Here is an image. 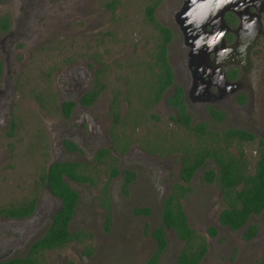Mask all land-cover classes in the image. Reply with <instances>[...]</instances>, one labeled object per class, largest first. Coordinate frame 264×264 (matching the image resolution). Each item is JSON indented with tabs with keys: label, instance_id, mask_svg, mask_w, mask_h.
<instances>
[{
	"label": "rangeland",
	"instance_id": "rangeland-1",
	"mask_svg": "<svg viewBox=\"0 0 264 264\" xmlns=\"http://www.w3.org/2000/svg\"><path fill=\"white\" fill-rule=\"evenodd\" d=\"M146 1L0 0V16L7 15L11 22L9 32L0 36V63L6 72L0 79V208L33 197L29 193L37 174L55 158H60V141L65 137L61 129L73 127L70 120L61 118L58 108L60 97L64 96L61 92L68 82L74 84L73 79L77 81V89L86 87L91 76L88 67L91 57L104 54L108 56L103 58L106 62L117 54H124L127 61H133L148 53L154 33L144 23ZM162 15L161 12L157 15L159 22ZM252 57L254 64H259L258 56L253 54ZM253 68L256 72V67ZM112 83H108L110 90L115 87ZM105 100L103 97L99 103ZM83 123L85 136L78 139L82 155L79 160L80 164L90 167L86 161L91 157L88 155L91 145L85 141H92L93 136L109 128V123L102 122L100 115L98 119L91 115ZM74 127L79 131L76 123ZM153 127L154 133H161L160 126ZM225 127L220 126L219 130ZM151 128L131 132L133 142L127 149L129 164L126 166H131L141 176L125 194L119 179L110 184V222H104L105 213L98 200L104 192L108 172L99 167L95 186L75 187L80 202L71 231L82 230L91 236L47 252L45 264H144L152 257L156 248L152 232L161 223V206L170 186L176 182L180 165L178 157H156L146 152L143 145H147V139L143 137L152 133ZM257 130L264 138V125ZM174 140V147L183 150L191 143V137L178 140L174 136ZM209 140L212 139L206 136L199 138L198 144L205 145ZM128 143L127 139L120 147ZM150 146L167 151L165 145L152 143ZM242 151L252 171L255 144L244 145ZM145 165L151 167L146 169ZM198 178L192 182V193L182 205L190 228L203 237L208 246L200 264H264V211L249 219L247 225H255L257 233L246 241L242 231L231 232L219 226L217 216L224 207L220 192L205 186ZM41 194L43 191L38 190L37 196ZM55 207L51 199H42L40 212L46 217L41 223L38 215L33 221L0 218V260L23 253L28 244L42 234L49 219L47 215ZM144 208L151 211L148 217L136 213ZM40 226V232H33ZM211 227L217 230L215 237L208 233ZM165 237L168 246L158 264H175L183 243L171 230L165 231ZM12 244L15 248L12 254L2 252Z\"/></svg>",
	"mask_w": 264,
	"mask_h": 264
},
{
	"label": "flooded vegetation",
	"instance_id": "flooded-vegetation-1",
	"mask_svg": "<svg viewBox=\"0 0 264 264\" xmlns=\"http://www.w3.org/2000/svg\"><path fill=\"white\" fill-rule=\"evenodd\" d=\"M226 2L237 5L238 14L233 11H226L223 14L224 26L221 25L219 28H213L214 16L210 11L205 12L203 5L185 13V18L194 27L191 38L185 39L181 30L184 19L179 15L183 7H187L186 0H147L143 10L144 23L154 33L150 40L148 53L139 56L138 59L135 58L133 61H127V56L124 54H117L106 62L103 61V58L107 59L108 56L104 54L100 57L93 55L88 65L91 68V76L88 77L86 87L77 89L79 86L74 79L72 81L74 84L68 82L65 90L61 92L64 96L60 97L58 108L61 118L65 121L70 120L73 127L61 129L65 137L60 141V158H55L46 169L44 168L45 170L42 168L37 174V181L29 193L33 197L20 199L0 208L19 210V208L25 209L34 203L32 214L22 219H12L0 214V218L8 221H33L38 215L41 217L38 219L41 223L46 217L40 212L42 199L46 197L51 199L56 207L48 213L49 219L42 234L30 243L28 242L29 244L23 253L2 258L0 264L25 258L33 243L45 235L52 224L53 217L62 207L61 199L56 197L51 192L48 183L42 180L43 174L48 172L53 163L77 165L75 169L77 176L85 180L76 181L69 175H62V180L77 195L74 215L68 225V231L77 240L66 243L64 247L74 242L89 239L91 236L86 231H71V225L80 202V195L75 187L81 185L95 186L100 175L97 171L99 167H104L108 172L106 181L103 183L104 192L101 193L98 200L105 213L104 222L109 223L111 220V204L108 198L110 184L113 180L119 179L121 189L125 194L127 188L136 181L138 182L141 176L140 172L132 170L131 166H126L129 164L126 157L127 149L133 142L131 132L141 131L142 128H151L156 125L162 128V130L160 129L161 133H154V127L151 128L152 133L143 137L145 141L147 139V145H143L142 140L141 144L147 149L146 152L149 155L178 157L180 165L176 182L170 186L169 192L163 200L161 212L166 199L172 194L175 186L190 190L188 196L192 193V182L199 177L198 179L205 186L219 190L221 203L224 207L217 216L218 224L220 227L230 230V228L222 226L219 221V215L226 205L223 199L224 192L219 183L222 177V168L218 166L216 161L213 159L205 160L193 172L187 182L181 176L182 169L191 167L196 162V157L204 154L205 150H211L217 153L219 157L231 155L235 158H240L239 152H241L243 157L240 158L239 164L242 166V170L250 174L253 172L257 160L259 141L264 142L263 135L257 130V127L264 125V64L262 63V61L264 62V0H226ZM196 3L199 5L207 4L208 0H197L193 4L196 6ZM147 6L155 7L154 17L156 21L171 34V39L166 44L164 59L156 53L155 48L157 43H165L167 36L160 34L148 23L145 16ZM193 11L194 13H192ZM160 12L163 15L159 22L157 15ZM5 17L8 19L9 28L6 32H0V36H5L11 28V22L7 15L0 16V20ZM253 54L258 56L259 64H254ZM0 65V79H2L6 72L5 66L1 63ZM253 67H256V72ZM253 75L255 78L252 77ZM109 81L115 83L112 90L108 87ZM159 91L161 93L160 98H157ZM84 97L87 99L85 103ZM103 97L106 100L100 104L99 101ZM99 105L101 106L99 107ZM181 110H183V116L180 114ZM91 115L96 119L100 115L102 122L109 123V128L104 129L98 136H93L92 141H85V144L91 145V150L88 152L91 157L86 161L91 166L86 167L80 164L81 160L79 159L82 155L78 139L85 136V132L82 130L83 122ZM75 123L78 125L79 131L75 129ZM198 125L206 126V134L195 133L193 129ZM222 125H226V127L219 130ZM251 125H255L256 128H250ZM71 131H73L72 135ZM232 132H243L252 135L254 138L250 140L248 137ZM174 136H177L178 140L191 137V143L188 144L189 148L186 150L178 146L175 148ZM205 136L212 140H209L205 145L198 144L199 138ZM127 139L129 143L126 147H120V143ZM149 141L167 146V151L161 152L151 148L152 143L148 145ZM246 144H255L256 157L252 171L250 170V163L242 151ZM233 150L234 153L231 152ZM150 167L151 165L144 166L146 169ZM89 170L90 174L88 173ZM208 171H213L215 174V178L211 182L206 180V172ZM38 190L43 191L39 197L37 196ZM186 197L181 200V204ZM141 210H136V213L139 214ZM150 214L151 211L149 210L147 216L142 215L148 217ZM247 226L245 225L238 230L242 231V237ZM41 228L42 226L33 232H40ZM165 231L168 229H164ZM215 231L217 232L216 229ZM14 249L12 244L10 248L3 249L2 252L12 254ZM57 250L59 249L53 251ZM53 251H44L43 255L39 256V260L44 259V254L47 252ZM43 263L45 264V262Z\"/></svg>",
	"mask_w": 264,
	"mask_h": 264
},
{
	"label": "trees",
	"instance_id": "trees-1",
	"mask_svg": "<svg viewBox=\"0 0 264 264\" xmlns=\"http://www.w3.org/2000/svg\"><path fill=\"white\" fill-rule=\"evenodd\" d=\"M111 6L113 7L114 4ZM154 9L155 7L153 6H147L145 16L148 23L154 29L160 34H166L167 36L166 42L163 44L157 43L155 48L156 53L164 59L166 55V44L171 39V34L156 21ZM8 28L9 22L7 17H5L0 20V32H6ZM160 94L159 91L157 98H160ZM83 101L84 103L87 101L86 97H84ZM177 104L180 105L179 103ZM180 114H183V110L180 111ZM193 130L197 134H206L205 125H198ZM232 133L240 136L243 135L244 137L250 138V140L254 138L252 135L243 132ZM257 151L258 154L254 170L250 174L242 170V166L239 164L240 158L243 157L241 152H239L240 158H235L231 155L219 157L217 153L211 150H205L204 154L196 157V162L191 167H184L181 171L182 178L187 182L193 172L207 159L215 160L218 166L222 168V177L219 183L224 192L223 199L226 207L221 211L219 221L222 226L230 228L233 232L247 225L252 216H258L264 211V142L262 140L259 141ZM76 167L77 165L72 163H53L49 167L48 172L43 174L42 180L47 182L51 192L61 199L62 207L53 217L52 224L47 229L45 235L33 243L25 258L14 259L4 264H44V259L39 260V256L43 255L44 251L60 249L66 243L77 240L68 231V225L74 215L77 195L62 180V175H69L73 180L85 181L77 176L75 171ZM206 175L208 182L213 181L215 178L213 171L206 172ZM189 192L190 190L187 188L175 186L172 194L166 199L161 212V224L152 232V237L156 242L155 253L144 264L159 263L168 246L164 229L174 232L178 240L183 243V248L176 257L175 264H200L206 255L208 249L207 243L203 237L199 236L190 228L181 204V200ZM33 208L34 203L25 209H0V214L12 219H22L31 215ZM139 213L147 216L149 210H141ZM216 233L213 228L209 230L210 236H215ZM256 233L257 227L255 225H248L244 230L243 238L246 241L252 240ZM78 240L80 239L78 238Z\"/></svg>",
	"mask_w": 264,
	"mask_h": 264
},
{
	"label": "water",
	"instance_id": "water-1",
	"mask_svg": "<svg viewBox=\"0 0 264 264\" xmlns=\"http://www.w3.org/2000/svg\"><path fill=\"white\" fill-rule=\"evenodd\" d=\"M195 1H197V0H186L187 7H183V9L181 10V13L179 15L180 17H183V19H184L183 26L181 24V30H182V33H183L185 39L191 38L192 31L194 28L189 23V20L187 18H185V13L189 12L192 9H197L203 5V7L206 9L205 10L203 8V10L205 12L210 11L212 13V15L214 16L213 28H215V27L219 28L221 25L224 26L223 14L226 11H233V12H236L238 14V6L233 5V3H231V2L227 3L226 0H208L207 4L202 3L199 5L198 3H196V6L193 4ZM192 13H194V11Z\"/></svg>",
	"mask_w": 264,
	"mask_h": 264
},
{
	"label": "bare ground",
	"instance_id": "bare-ground-1",
	"mask_svg": "<svg viewBox=\"0 0 264 264\" xmlns=\"http://www.w3.org/2000/svg\"><path fill=\"white\" fill-rule=\"evenodd\" d=\"M31 1V0H30ZM22 5V4H21ZM19 6V5H18ZM32 8V7H31ZM32 10V9H31ZM27 12V11H26ZM29 14V13H28Z\"/></svg>",
	"mask_w": 264,
	"mask_h": 264
}]
</instances>
